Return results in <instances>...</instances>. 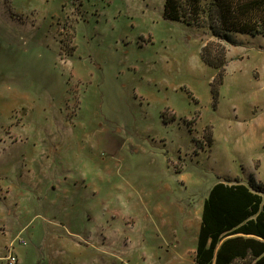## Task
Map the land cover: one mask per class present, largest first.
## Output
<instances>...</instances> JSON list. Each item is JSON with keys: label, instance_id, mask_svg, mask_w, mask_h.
I'll list each match as a JSON object with an SVG mask.
<instances>
[{"label": "rangeland", "instance_id": "1", "mask_svg": "<svg viewBox=\"0 0 264 264\" xmlns=\"http://www.w3.org/2000/svg\"><path fill=\"white\" fill-rule=\"evenodd\" d=\"M164 1L0 0V264H194L211 187L264 182V36L213 90Z\"/></svg>", "mask_w": 264, "mask_h": 264}, {"label": "trees", "instance_id": "2", "mask_svg": "<svg viewBox=\"0 0 264 264\" xmlns=\"http://www.w3.org/2000/svg\"><path fill=\"white\" fill-rule=\"evenodd\" d=\"M164 17L208 27L201 59L219 72L222 82L229 62V32L264 36V0H165ZM194 264H264V182L226 178L204 199Z\"/></svg>", "mask_w": 264, "mask_h": 264}, {"label": "built area", "instance_id": "3", "mask_svg": "<svg viewBox=\"0 0 264 264\" xmlns=\"http://www.w3.org/2000/svg\"><path fill=\"white\" fill-rule=\"evenodd\" d=\"M20 243L25 244L26 241L24 238L19 237ZM4 264H17L18 263V255L16 252H14L13 249L9 250V253L3 257Z\"/></svg>", "mask_w": 264, "mask_h": 264}, {"label": "crops", "instance_id": "4", "mask_svg": "<svg viewBox=\"0 0 264 264\" xmlns=\"http://www.w3.org/2000/svg\"><path fill=\"white\" fill-rule=\"evenodd\" d=\"M230 50V49H229ZM206 198V197H205ZM195 250V249H194Z\"/></svg>", "mask_w": 264, "mask_h": 264}]
</instances>
